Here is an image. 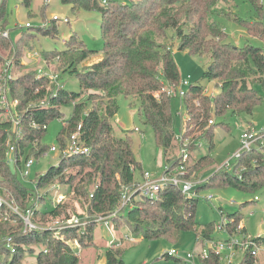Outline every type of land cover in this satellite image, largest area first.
Listing matches in <instances>:
<instances>
[{"label":"trees","instance_id":"1","mask_svg":"<svg viewBox=\"0 0 264 264\" xmlns=\"http://www.w3.org/2000/svg\"><path fill=\"white\" fill-rule=\"evenodd\" d=\"M32 1L23 0V3L30 7ZM228 1L131 0L127 4L110 1L104 7L98 0H89V3L86 0H62L63 3L72 4L74 12L79 8H97L102 11L103 47L90 49L85 45L78 48L73 45L76 43L75 34H71L64 50L43 52L48 61L58 59L60 73L69 72L79 76V92H71L64 87L56 96H52L54 86L49 91V80L36 77V73L22 75L12 82V96L20 100V109H25L31 102L46 101L44 105L29 108L24 113L28 142L18 144V158L20 160V157L29 154V140L36 137L41 139L47 131L34 129L30 126L31 122L49 124L61 116V106L70 103H73V113L58 139L63 144L65 137L76 131L81 124V139L91 151L89 155L62 159L58 166H52L37 178V188L30 189L6 163V141L12 123L0 118V191L6 188L21 211L34 209L32 220L41 226L72 214L95 217L113 213L121 204L122 188L140 182L141 178L137 179L135 174L142 170V164L133 150V138L128 134H116L112 124L119 110L117 98L121 95L134 96L140 101L145 124L153 128L155 141L163 149L166 165L171 168L177 166L181 159L179 155L173 154L176 147L179 149L175 127L177 112L174 113L172 109L174 97L165 92H161L159 98L156 97V93L163 88L162 78L170 85H177L182 79L174 58V36H169L170 30L180 41L179 49L188 50L191 55L209 56L210 64L203 78L220 86V92L211 97L205 93L202 85L193 84L183 98V104L190 114L185 133L191 137L189 148L193 151L201 139L206 137L211 143V151L216 126L213 116L224 117L229 112L239 116L252 115L255 107L264 102V92L261 91L264 90V48L252 44L243 47L233 45L227 41L223 25L212 19L217 5ZM249 1L260 17L245 19L236 15L233 21L244 27L250 36L264 40L263 0ZM5 16L6 0H0L2 29L7 24L3 22ZM47 34L54 35L49 30ZM12 43L10 37L0 35V47L8 49ZM97 55L98 60L88 68H78L81 62ZM98 95L104 96L105 101L92 103L90 107L91 99ZM210 119L214 120L213 124H209ZM224 128L229 130L228 125H224ZM260 142V148H253L241 155L232 171L219 168L198 189L236 187L246 192L264 189V149ZM40 150L33 154L36 158L41 156L43 150H47V145H40ZM33 152L29 155L32 156ZM211 164V157L204 155L189 165L188 169L205 170ZM68 167H75V173L68 175ZM55 183L65 185L67 194L75 191L76 195L85 197L86 209L79 206L80 210H69L67 200L56 203L54 198L48 196L51 195L49 193L43 194L36 207L35 200L39 193ZM198 200L187 199L180 189L167 186L159 192L157 199L133 198L125 209L118 212L117 217L111 218V225L114 230L127 226L133 234H141L145 239L163 237L177 241L182 232L196 230ZM256 200L255 196L254 200L241 204L239 209L228 214L223 229L229 234L235 232L244 217L243 207L252 208ZM49 202L54 205L49 207ZM5 210L0 211V236L10 226L17 251L11 255L0 246V257H4L0 264H32L29 256L35 253L37 256L34 264H81L78 248L81 251L84 248L99 247L94 241V233L99 226L95 222H90L86 227L66 229L65 241H61L54 239L50 230L35 229L25 233L19 215L12 212L9 220H3ZM124 221L126 225L123 226ZM214 229L212 223L203 225L197 231V239H215ZM260 238L264 240L263 236ZM120 246L107 249L106 264H124ZM162 257L171 256L164 253ZM257 261L253 255L245 253L240 264H257ZM201 264H220V260L217 255L211 254L209 258L201 260Z\"/></svg>","mask_w":264,"mask_h":264},{"label":"rangeland","instance_id":"2","mask_svg":"<svg viewBox=\"0 0 264 264\" xmlns=\"http://www.w3.org/2000/svg\"><path fill=\"white\" fill-rule=\"evenodd\" d=\"M110 1H116L121 4L130 3L131 0H107L106 4L103 0H98L99 4L104 7ZM264 4V0L262 1ZM89 3V0H86ZM87 4H85L86 6ZM240 16L245 19H257L260 17L257 9L249 0H230L228 2H220L217 5L216 13L212 16L213 20L222 24L227 33V41L237 47H243L246 44H252L264 48V40L257 37L250 36L246 29L236 22L233 18ZM67 19V22L64 21ZM103 19L102 11L97 8L86 9L79 8L76 12L73 10V5L70 3H63L62 0H33L30 7H27L23 0H6V16L3 22L6 24L3 31H10V40L14 43L8 49L0 47V57L2 64H0V73L6 61L14 63V81L22 75L37 73L39 69L50 73V68L44 63V51H61L67 48V41L71 34H75L76 47L87 46L90 49H101L103 47V37L101 31V23ZM2 22V24H3ZM30 23V26H26ZM54 33L47 34V31ZM169 36H174L172 40V49L174 58L180 70L181 78L190 77V85H202L209 95L214 94V97L220 92V86L215 82H209L203 78V73L207 70L210 64V58L207 55H191L188 50L179 49L180 41L175 36L172 30L169 31ZM22 39V41H19ZM15 44H18L15 46ZM39 53V55H34ZM99 55L90 57L78 65V68L85 70L91 64L98 60ZM98 57V58H97ZM0 60V61H1ZM46 61V60H45ZM48 61V60H47ZM58 59L55 58L48 62L51 69L61 74V81L64 83L66 90L71 92L80 91V79L76 74L69 72L58 71ZM52 85L48 86L49 91L52 90ZM189 85L185 86L188 90ZM262 93L264 90H261ZM105 101L104 96L98 95L92 98V103L98 101ZM119 110L112 119L115 132L118 135L128 134L133 138V150L136 158L142 164V170H138L135 174L137 179H140L143 171H150L155 175L161 174L166 165L164 152L155 141V134L150 125L145 124L144 115L140 108V101L134 96H119L117 98ZM181 108L180 99L174 97L172 109L176 113ZM61 116L56 117L48 124V129L42 136L41 142L35 143L30 140L33 146L28 147V153L32 154L41 151L40 145L44 147L47 145V150L41 152V156L36 158V162L31 169V174L28 178L22 177L21 171L18 170L19 180L30 189H35V182L37 178L46 173L52 166H57L60 157L56 152H48L46 155L42 153L49 151V147L57 144L58 137L64 128L60 117L70 119L73 113V103L65 104L60 108ZM22 113V111H21ZM213 116V115H212ZM176 117L175 127L179 131L182 120ZM1 118V117H0ZM212 118L216 121L213 134V149L209 151L211 145L209 138L201 139L199 146L191 152L189 160L190 165L197 162L202 156L209 155L212 159V164L205 170H190V176L193 180L199 181L211 177L233 154L241 147V135L248 128H254L258 131L264 129V102L256 106L252 115H237L229 112L224 117ZM3 119V117L1 118ZM182 123V127H183ZM224 125L229 126V130L224 128ZM138 128L140 131H136ZM176 141V140H175ZM178 141V140H177ZM26 144L27 142L24 141ZM179 142V141H178ZM264 149V142L262 143ZM181 144L179 142V149L176 147L174 155H179ZM178 151V152H177ZM28 154V156H30ZM24 161V160H23ZM237 159L232 163H236ZM12 170H16L15 165H10ZM23 172L26 171L22 167ZM233 168H231V171ZM66 173H75V167L66 168ZM189 175V173H188ZM1 180V177H0ZM76 181H78L76 179ZM206 181V180H205ZM0 187L1 181H0ZM4 187V186H3ZM66 188L62 183L50 184L41 193L50 191L48 196L58 198L65 196L67 200V207L69 210L86 209L87 201L85 197L76 195V192L71 191L67 194L64 190ZM93 189V186L90 190ZM7 191L6 188L2 192ZM7 196L11 194L7 191ZM58 196V197H57ZM212 196V200H206L205 197ZM258 196V200L253 202L252 208L243 207L244 214L243 225L246 228V233L255 238L257 236L264 237V189L258 192H246L236 187L226 188H207L201 189L200 197L197 203L196 230H188L181 233L177 241H170L166 238L145 239L141 234H133L129 227H120L121 229L113 230V233L108 228L98 226L94 233V241L99 247L84 248L77 252L81 255V264H106V252L110 247V242L113 236L115 241L121 243L120 250L124 260V264H194L191 259L187 258L189 252L196 247L201 246V239H197V231L203 225L212 223L215 226L213 240H227L229 233L220 228V225L228 214L235 212L240 208V205L254 200ZM49 202V207L53 206ZM1 220V219H0ZM241 221V222H242ZM240 222V224H241ZM126 221L123 222V226ZM240 226V225H239ZM6 229V228H5ZM4 229V230H5ZM113 235V236H112ZM237 238H241V234H235ZM128 236V238H127ZM136 239V240H135ZM203 242V241H202ZM209 242V240L207 241ZM209 244V243H207ZM39 250V249H37ZM171 250L178 251L177 257L165 258L162 257L164 253ZM37 254L29 256L30 263L34 264ZM244 253L239 251L233 260V264H240ZM196 264H201L200 258L195 255ZM0 261H4V257H0ZM29 263V262H28ZM257 264H264V251H261L258 256Z\"/></svg>","mask_w":264,"mask_h":264},{"label":"built area","instance_id":"3","mask_svg":"<svg viewBox=\"0 0 264 264\" xmlns=\"http://www.w3.org/2000/svg\"><path fill=\"white\" fill-rule=\"evenodd\" d=\"M107 0H103V3H106ZM67 22V19H64ZM26 26H30V23H27ZM0 35L4 38L10 37V31H3L0 26ZM34 55H39V53H34ZM40 56V55H39ZM46 60V59H45ZM44 63L50 68L51 72L47 73L42 69H39L36 73V77L42 78L46 77L49 80V85H53V93L52 96H56L58 92L65 87L64 83H62L60 79V74L51 69V66L48 65L49 61H45ZM163 83L162 91L156 93V97L159 98L161 92H165L168 96L176 97L181 101V108L177 111V116L179 121L182 120L184 124L179 131L176 132V139L181 144V149L179 153V157L181 162L171 168L169 165H165V169L161 174L155 175L150 171H144L142 173V177L140 182L134 183L133 186L125 185L122 188V199L121 204L113 213L110 215H97L95 217H90L89 215H85L81 217L77 214H72L68 217L57 218L52 221L47 226H41L40 224L34 222L32 220V216L34 214V209H28L26 212L21 211L19 205L15 202L14 197L11 195L7 196V191H0V211L3 209H7L3 212V220L7 221L10 219V213H15L20 216L23 221V231L25 233L31 232L35 229H43L50 230L53 233V238L61 241H65L64 231L73 227H86L90 222H95V224L108 228L111 233H113V228L111 225V218L117 217L118 212L125 209L130 201L133 198H148L151 200L157 199L159 192L167 186H173L181 190L182 194L187 199L199 198L200 190L198 187L204 184L206 181L199 180L195 181L191 177H189V160L191 157L192 150L189 148L191 137L190 135H185L187 128V121L190 118L189 111L187 106L183 104V98L186 95L187 90L185 89L186 85L190 86V77L181 79L180 83L177 85H170L165 79H161ZM14 81V63L12 61H6L3 69L0 73V117L3 119H7L12 123L11 130L8 135V139L6 141V151H5V159L6 163L10 166L12 163L16 167V173L18 174V170L21 171L22 177L28 178L31 174V169L36 162L35 155L32 156H22L20 160L18 158L19 149L18 144L23 141L28 142V138L25 134V125H24V113L29 109L36 106H42L46 103V101L31 102L25 109H20V100L18 98H13L12 96V82ZM47 86V88H48ZM38 90V89H37ZM49 90V89H48ZM205 93L207 90L205 89ZM214 97V94L210 95ZM22 111V113H21ZM63 126L67 125L68 119L66 117H60ZM214 120L210 119L209 124H213ZM36 130H47L48 124H38L35 121H32L30 124ZM81 124L78 125L76 131L71 133L70 135L65 137V141L62 144L61 141H58L57 144H53L49 147V151H45L42 154L46 155L48 152H56L59 154L60 164L62 159L71 158L79 155H89L91 148L87 146L81 139ZM136 131H140L136 128ZM42 139V138H41ZM41 139L36 137L33 139L34 144L41 142ZM264 139V129L258 131L254 128L246 129L241 135V147L233 154L231 158H229L220 168L231 169L234 168L233 160L239 159L244 152H249L253 148H260V144L263 143ZM29 140V145L33 146ZM199 146V145H198ZM28 153V152H27ZM24 160V161H23ZM57 165V166H58ZM22 167H25L26 171L23 172ZM242 169V168H241ZM38 181L36 180L35 185L37 188ZM47 195L50 191H46ZM44 193H39L35 200V206H39V200L43 197ZM58 197V196H57ZM206 200H212V196L205 197ZM259 197L256 196V199ZM65 196L61 195L58 198H55L56 203L64 201ZM227 222V218L224 219L220 225V228L223 229ZM240 226L237 227L236 231L232 234H229V238L227 240H208L201 241V246L199 248H195L193 251L189 252L187 255L188 259H191L194 264V257L197 255L200 260L209 258L211 254H215L219 257L220 264H233V260L236 256V253L241 251L244 254L249 253L253 255L256 259H258L259 253L264 251V240H262L260 236L255 238L249 236L246 231H243L244 226L241 222ZM242 235L241 238H237L236 235ZM113 236V235H112ZM128 238V236H127ZM115 236H113L112 241L110 242V247L116 248L121 245V243H117L115 241ZM199 239V238H198ZM209 243V244H207ZM0 246L8 251L11 255H14L17 251L16 242L14 241V237L12 235V228L7 227L3 234L0 236ZM44 252H47V249H44ZM167 254L171 257H177L178 251L171 250L167 252Z\"/></svg>","mask_w":264,"mask_h":264},{"label":"crops","instance_id":"4","mask_svg":"<svg viewBox=\"0 0 264 264\" xmlns=\"http://www.w3.org/2000/svg\"><path fill=\"white\" fill-rule=\"evenodd\" d=\"M208 178H205V179H202L203 181H205V180H207ZM242 224H243V221H242ZM244 226V225H243ZM244 228H245V226H244ZM246 229V228H245ZM136 240V239H135Z\"/></svg>","mask_w":264,"mask_h":264}]
</instances>
